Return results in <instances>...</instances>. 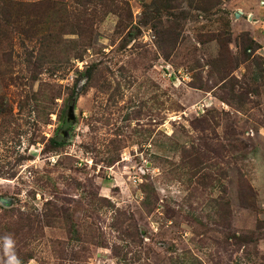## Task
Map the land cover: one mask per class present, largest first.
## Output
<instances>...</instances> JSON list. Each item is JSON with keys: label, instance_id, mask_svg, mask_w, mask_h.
Returning a JSON list of instances; mask_svg holds the SVG:
<instances>
[{"label": "rangeland", "instance_id": "rangeland-1", "mask_svg": "<svg viewBox=\"0 0 264 264\" xmlns=\"http://www.w3.org/2000/svg\"><path fill=\"white\" fill-rule=\"evenodd\" d=\"M79 1L0 0V237L21 264H264V0Z\"/></svg>", "mask_w": 264, "mask_h": 264}, {"label": "clouds", "instance_id": "clouds-1", "mask_svg": "<svg viewBox=\"0 0 264 264\" xmlns=\"http://www.w3.org/2000/svg\"><path fill=\"white\" fill-rule=\"evenodd\" d=\"M0 239L3 240L4 255L6 257L4 264H21V261L15 252V241L11 235H5L0 237Z\"/></svg>", "mask_w": 264, "mask_h": 264}, {"label": "trees", "instance_id": "trees-1", "mask_svg": "<svg viewBox=\"0 0 264 264\" xmlns=\"http://www.w3.org/2000/svg\"><path fill=\"white\" fill-rule=\"evenodd\" d=\"M75 1V0H74ZM84 2H86V0H84ZM84 2H81V4H83ZM76 3H80V1L78 0H76ZM77 27L76 28H80L79 27V25H76ZM70 32H72V31H70ZM78 34V33H77ZM73 44H74V46L75 47H78L79 48V50L81 49L82 50V48H85V44L83 45V44H77V42H73ZM257 49H260V46L256 43V42H254L253 40H250V41H248V43H246L245 42V44H243V50H244V52H246V51H248V50H250V52L251 53H249L248 55H245L247 58L249 57V56H251V54L252 53H254ZM246 58V59H247ZM226 60V59H225ZM227 61V60H226ZM226 64V63H225ZM225 64H223V66L225 65ZM259 64H257V66H258ZM68 123V122H67ZM67 123H64L65 124V126H68L67 125ZM60 138H61V135L60 136H58L57 137V139H55L54 141H55V144L56 145H61V143H60Z\"/></svg>", "mask_w": 264, "mask_h": 264}, {"label": "crops", "instance_id": "crops-1", "mask_svg": "<svg viewBox=\"0 0 264 264\" xmlns=\"http://www.w3.org/2000/svg\"><path fill=\"white\" fill-rule=\"evenodd\" d=\"M261 22H264V21H261Z\"/></svg>", "mask_w": 264, "mask_h": 264}]
</instances>
